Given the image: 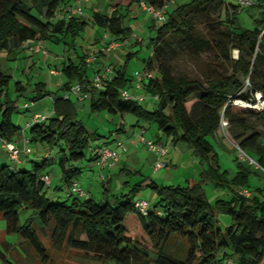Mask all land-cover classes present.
I'll return each mask as SVG.
<instances>
[{
	"label": "trees",
	"instance_id": "16d2710c",
	"mask_svg": "<svg viewBox=\"0 0 264 264\" xmlns=\"http://www.w3.org/2000/svg\"><path fill=\"white\" fill-rule=\"evenodd\" d=\"M117 1L104 0V4ZM171 1L129 0L126 6L118 2L110 13L92 12L90 23L107 32L112 41H125L133 33L124 26L132 4L161 9ZM259 1L264 5V0ZM66 3L0 0V54L35 41L75 50L84 38L87 21L79 16L58 17L57 9ZM169 5L165 21L156 25L149 40L150 57L142 61L143 71L151 74L142 91L157 97L151 110L119 97L121 90L130 88L126 63L138 51L128 53L122 66L112 69L113 77L99 91L88 88L84 56L61 63L64 81L56 91L42 82L11 80L0 73V142L19 149L24 145L59 148L56 190L62 191V198L54 202L46 198L50 185L41 178L48 175L52 162L48 157L32 161L29 170L0 165V219L5 222V234L19 238L16 243L0 242V264H69L72 254L97 264H232V258L236 264H264V187H252L249 181L251 176L259 179V174L253 165L245 167L234 160L236 172L229 178L218 167L214 150V145L220 146L217 131L223 121L232 144L227 151L238 150L264 169V131L259 129L264 109L255 108L254 98L259 94L264 102V8L248 29L238 20L239 12L248 8L236 0H186ZM135 44L141 46L142 41ZM232 52H236L234 57ZM180 55L193 60L207 57L201 78L172 74L173 62ZM73 84L87 94L91 114L132 115L154 125L165 139L188 147L201 167L197 180L184 186L149 183L155 199L144 213L133 202L139 185L112 203L67 194L68 187L81 177L84 152L99 137L78 119L73 100L64 99ZM46 98L51 100L48 117L31 119L25 129L12 122L21 100L33 105ZM95 156L87 163L95 162ZM205 184L215 192H228L229 198L211 203ZM240 190L251 191V196H240ZM219 215L229 219L224 229L218 226Z\"/></svg>",
	"mask_w": 264,
	"mask_h": 264
},
{
	"label": "crops",
	"instance_id": "0c3cea01",
	"mask_svg": "<svg viewBox=\"0 0 264 264\" xmlns=\"http://www.w3.org/2000/svg\"><path fill=\"white\" fill-rule=\"evenodd\" d=\"M118 2L124 6L129 3V0H120L110 4L109 6L108 4L106 5L104 4V0H95L94 4L91 3L90 0H87L86 2L82 3L81 5L82 14L79 17H82V19H85L87 21V25L84 32V38L80 42V45H78L75 50L65 47V49L68 50V52L70 51L68 53L69 55L67 56L68 59L67 61L76 62L78 60V57L80 56H84L85 57L84 60L86 61L87 53H91L95 57V61L93 63L85 62L88 68L87 75L89 80L93 77L95 72L101 67L104 66L110 67L109 65L112 64L115 65L116 60L113 59L115 55L117 56L118 60H125L126 54L124 55L122 53H118L120 51L118 49L110 52L104 51V49L107 46V43L111 42L112 40L110 39L107 32L93 26L90 23V15L92 12L103 11L106 13H110V11L112 10V6L116 5ZM74 3L75 0H67V3L64 6H72L74 5ZM134 5L137 6V4ZM103 7L105 9H103ZM137 7L141 10L139 6ZM143 15H145L148 18V16L145 13ZM143 24L144 22L139 24V26L143 27ZM152 25H153V30L151 28ZM155 28H156V24L153 23L151 19H149L147 33L152 34ZM128 47L130 48V44ZM44 49H45V53L39 52L37 54H32L31 52H29L27 46L22 44L16 50H13L11 53L7 55L0 54V73H2L6 77L11 78V80L24 81L21 80L23 78V76L21 75H18L19 78L15 79V75L18 72L17 63L21 60L20 65H22V67L24 68L30 67V69L33 70L34 73V77L32 79L33 82H42L43 84H45L47 89H49L50 91H55L63 84L64 80L63 81L58 80V79H63V76L61 74L60 75L51 74L50 72L55 70V68L58 69L55 71L60 72L59 71L60 68L59 67L57 68L56 65L58 64V62H60L59 56L62 55V53L61 54L54 53L53 51L47 49L46 47ZM135 52L137 51H133V53ZM114 53L116 54L112 55ZM138 54H140L139 50L137 55ZM6 62L9 63L14 62L15 69L9 67L6 64ZM122 64L120 63L121 66ZM112 66L110 67L111 69ZM19 72H23V70ZM39 76H42V79ZM131 76H130V80L132 79ZM129 84H130L129 85L130 88L128 89L129 93H131L132 95H144L142 90L136 91L135 89L132 88L131 81ZM45 100L51 101L50 98H46ZM45 100H42L38 103H34L32 107H30V109L33 108V110L35 111L33 113H39L37 111L40 107H43L41 111L44 110L45 106L43 102H45ZM74 106L76 111L83 110V112L91 114L89 109V102L87 99L86 100L75 99ZM141 106L145 109L151 110L154 106V103L149 98H147L145 102L141 104ZM49 115L43 114V117H48ZM31 119H32V114L28 117L25 116L22 120L21 128L25 129L28 126ZM119 120L116 122L117 125L113 130L109 131L107 134H104L102 136L98 135L99 136L98 140L101 139L102 141L100 142V144H96L92 148V155H96V151L99 147L103 145L116 147L117 142H120L122 143L124 148L119 150V158L116 159L115 161L110 162L107 166H105L102 169H99L95 165L94 161L87 163L86 165H83L81 167L82 173L85 172V175L81 176L78 182L88 198L95 200V196H96V197H100V199H98V202L108 201L109 203H112L114 201V198L127 194L132 188H135L136 185L137 186L139 185L138 186L139 191L136 194L135 198L133 199V202L137 200H145L147 202H152L154 201L155 197L153 193L150 191V189L147 187L149 183H154L157 186H177V185L184 186L187 185V183H189L192 180L194 181L197 180L198 175L201 171V167L198 165L197 161L193 158L192 151L188 147H186L181 143H175L170 139H165L164 137L161 136L160 132L153 125L154 129L151 130V132L146 133L149 134V137H147V139L157 143H161L167 149V153L164 156L161 157L156 156L153 153L147 151L146 147L141 145L136 137L138 130L141 129V127H144L146 131L147 129L151 128L152 124L143 123L135 119L134 122L128 123V125L125 126V124H123V122H120ZM89 132L95 133L97 135L96 130ZM18 142L19 141L17 140L16 142L17 145H20V143ZM218 147H224V146L220 145ZM30 149H31L30 155L25 156L24 154H20L19 161L16 163H11L8 160L6 150L3 148V143L0 142V165H10L13 170L16 169L28 170L26 169L27 164L30 167L32 161L38 163L40 161L39 160L40 158L48 157L49 159L52 160V162H50L51 166L48 168L47 173L48 175L52 176V166L54 164L53 162L54 158L53 157L51 158V156L48 154V149L40 145H36L33 148L30 147ZM157 161L163 162L165 164V167L156 171L154 170L153 166ZM217 165L221 171H224L222 170V167L219 164V162ZM225 171H227L229 178L233 177L236 172L235 169H231V168H227ZM95 174L96 175L98 174V177H92L95 176ZM45 175L48 176L47 174ZM100 176L103 177V180H101ZM52 179L53 181L56 180L57 184H55L51 188L50 192L53 196V199H57L58 194H56L57 192L56 189H58L59 186L58 173L55 176L53 175ZM209 186L212 187L211 185ZM213 191L212 189H210V194H211L210 198L213 200L215 199L226 200L230 196L228 192L225 193L222 192L220 194H217V192L215 191L213 192ZM145 195L147 196V198L144 197Z\"/></svg>",
	"mask_w": 264,
	"mask_h": 264
},
{
	"label": "rangeland",
	"instance_id": "374dc122",
	"mask_svg": "<svg viewBox=\"0 0 264 264\" xmlns=\"http://www.w3.org/2000/svg\"><path fill=\"white\" fill-rule=\"evenodd\" d=\"M91 3L94 4L95 0H90ZM186 0H174V2L172 4L169 5V7L175 6L177 4H180L182 2H185ZM227 1V0H225ZM231 1H235V0H231ZM126 4V3H125ZM126 6V5H124ZM262 8H264V5L261 4V2L259 0H256V5H252L250 8L246 9V10H241L238 14V20L241 24L242 27L244 28H252L253 24H252V18H256L259 14V12L262 10ZM144 13L136 6V5H131L128 9V17L125 21L124 26L125 27H130V29L132 30V35L129 37L128 39V43L130 44V48L128 47L125 50H120L118 53H122V54H128V53H133V51H140V54H138L135 58H131L129 61H127L126 63V73L127 76H131L132 72L135 71H142L143 69V63L142 61H146L151 54V49L148 48V43L150 38L153 36L154 32L152 34L147 33V28H148V21L149 19L143 15ZM222 15H224V12L222 13ZM144 22L143 27L139 26V24H141L142 22ZM142 41V46H137V42ZM136 46V47H135ZM45 47L47 49H50L51 51H53L54 53H58L61 54L59 56L60 62H58V64L56 65V67L60 68L61 67V63H65L68 59L67 56L69 55L68 50L65 49L64 46L62 45H54V44H45ZM63 49V50H62ZM62 50V52H61ZM116 53L112 54L115 55ZM111 55V56H112ZM231 55L234 57L235 56V52H232ZM116 57V59H115ZM114 60H116L115 65H109L110 67L112 66V69H117L119 68L124 62V60H118L117 56L115 55ZM205 62H207V57L205 55H202L200 60H193L189 57H187L186 55H180L179 57H177V59L173 62L172 65V74L174 76H184L188 79H195V78H201L202 77V72L204 71L205 68ZM19 63V65H18ZM17 63L18 66V72L15 75V79L19 78L18 75L23 76V78L21 80H26L27 78L30 79L31 82H33V77H34V73L33 70L30 69V67L28 68H24L22 67V65H20L21 60ZM6 64L15 69V64L13 63H9L6 62ZM55 68V67H54ZM23 70V72H19ZM55 70H58L55 68ZM153 75H155L153 73ZM42 79V76H39ZM59 81H63L64 79H58ZM241 81L244 83V80L241 79ZM13 82L10 83V89L12 86ZM57 90V89H56ZM55 90V91H56ZM11 93L12 91L9 90ZM247 91V88L245 86V92ZM258 95V94H257ZM257 95H254V98L257 97ZM71 100H73V102L75 101L74 97L70 98ZM256 99V98H255ZM45 100V99H44ZM24 103L23 100H21L18 104V110L19 112L17 114H14L13 118H12V122L19 126L21 128V124H22V120L23 118L26 116H30L32 114H39L41 116L44 115H49L51 112V101H46L43 102L45 108H44V113L43 111H41V109L43 107H40L38 109L37 112L39 113H33L35 112L32 109H29L28 111H25L21 108V105ZM261 100L259 101L258 105L256 103V107L259 108V111H261L262 109H260V104ZM77 116L78 119L82 122L83 126L88 129L89 131H97V135H104L107 134L109 131L113 130L116 125H117V121L119 120L120 122H123V124L128 125V123L134 122L135 118L132 115H125L122 118H120L119 116H114L111 114H108L106 112H102L99 114H89L86 112H83V110H78L77 111ZM23 117V118H22ZM154 129V126L151 125L150 129H147L145 131V136L144 138L147 139V137H149V134H146L147 132H151V130ZM225 128L220 127L219 130L217 131V138L219 139V143L220 145H223L224 147H218L214 145V150L218 155V162L222 167V170H226L227 168H231V169H235L236 170V164L234 162V160H237L238 163L244 165L245 167L252 165L250 163V160H248L246 158V155L243 154L240 151H236L233 154H230L229 150L232 146V144L228 141L227 137L225 136ZM259 129L264 131V123H262L259 126ZM148 140V139H147ZM102 140H97L95 142H92L90 144V147L88 150H86L84 152L85 155V160L82 162V165H86L87 164V160L90 158V156L92 155V148L93 146H95L96 144H100ZM144 146V145H143ZM29 147L33 148V145H29ZM59 148L56 149H50L48 150V154L51 156V158L53 157L54 160V164L52 166V176L49 175L50 177V187L46 190V198L49 199L50 202H54L55 199H53V196L50 192L51 188L57 184V181L52 179L53 175L55 176L58 173V165H57V154L59 153ZM253 161V160H252ZM29 165L27 164V168L29 170ZM256 169V173L259 174V179L257 177L251 176L249 178L250 183L252 184V187H264V171H261L258 168ZM192 170V169H191ZM183 171V170H182ZM88 174V173H86ZM91 174V173H89ZM85 175V172L81 174V176ZM92 177H98V174ZM81 178V177H80ZM79 178V179H80ZM95 180V178H94ZM59 183V182H58ZM203 189L205 191V193H207L208 195V199L210 198V189L213 188L210 187L208 184H205L203 186ZM249 191V190H248ZM214 192V191H213ZM251 192V191H249ZM222 192H217V194H220ZM225 193V192H224ZM56 194H58V197L62 198V191H57ZM147 195V194H146ZM144 196L145 198H147V196ZM98 199H100V197H96L95 196V201L98 202ZM213 199L210 198V202L213 203ZM25 215L20 216L19 218V222H23ZM216 220L218 222V226L220 229H224L225 227L228 226L229 223V219L227 218V216H217ZM37 221V219H36ZM4 228H5V222L3 220L0 219V242L1 241H6V242H10V243H16L19 241V238H17L16 236H11V235H6L4 232ZM37 233L41 236L42 239L45 238L44 234L41 232V230L35 226ZM233 263L232 264H236L235 259L232 258ZM67 262L69 264H97L89 259H86L84 257H82L80 254H72L70 256V258L67 260ZM106 264H113V263H106Z\"/></svg>",
	"mask_w": 264,
	"mask_h": 264
},
{
	"label": "built area",
	"instance_id": "2783aa9c",
	"mask_svg": "<svg viewBox=\"0 0 264 264\" xmlns=\"http://www.w3.org/2000/svg\"><path fill=\"white\" fill-rule=\"evenodd\" d=\"M87 0H75L74 5L72 6H61L57 9V16L61 17V18H71L73 16L77 17L80 16L82 14V9H81V5L82 3L86 2ZM237 4L241 7L244 8H249L252 5H254L255 3L253 2V0H236ZM172 3V1L170 2V4ZM169 4L164 5L161 9H153L151 7H149L148 5L144 4V3H140L138 6L141 8V10L146 13L151 19L152 21L156 24V25H161L164 21H165V15H166V10L168 8ZM23 45L27 46L29 52H31L32 54H37L39 52L45 53V44L43 42L40 41H35V42H31V44H27V43H23ZM129 46L128 40L125 41H111L109 43H107L106 48L104 49L105 52H110V51H115V50H121V49H127V47ZM236 55V52H235ZM95 61V57L91 54V53H87V58H86V63H93ZM51 74H55V75H60V72H57L55 70L50 72ZM113 77V71L110 67L108 66H104L101 67L100 69H98L95 74L93 75V77L89 80V89H93L96 91L102 90L103 88V83L105 81H109L111 80V78ZM132 79H131V83H132V88L135 89L136 91L138 90H142L143 88V84L146 80L151 78V74L150 73H146L144 71H135L132 74ZM257 95V94H256ZM74 97L75 99L78 100H86L88 98L87 94L82 93L81 91V86L79 84H73L69 87L68 92L64 95V99L66 98H71ZM119 97L122 101H134L137 103L142 104L143 102H145V100L147 98H149L152 102L157 100V97H151L149 95H132L131 93H129V91L127 89L121 90L119 92ZM256 101H257V105L260 101V95L258 94L257 97H255ZM260 109H264V102H261L259 104ZM30 107H32L31 103H23L21 105V108L28 110L30 109ZM255 108L257 110H259V108H257L255 106ZM32 119L36 120V119H43V116L38 115V114H34ZM220 127L225 128L226 127V123L221 121ZM145 136V128L141 127V129L138 130L137 133V140L141 145H144L147 149V151H149L150 153H153L156 156H164L167 153V149L166 147L161 144V143H157L151 140H147L146 138H144ZM3 148L6 150L7 152V156H8V160L11 163H16L19 161V156L20 154H24L25 156L30 155L31 151L30 149L24 145L21 149L15 147L13 144H8V143H3ZM123 145L120 142H117L116 147L113 146H109V145H103L101 147H99L96 151V161H95V165L99 168L102 169L105 166H107L110 162L115 161L116 159L119 158V150L123 149ZM246 158L248 160H250V163L255 167L260 169L261 171H264V169L259 168L254 161H252L251 159H249L247 156ZM154 170H160L162 168L165 167V164L161 161H157L154 164ZM101 180H103V177L100 176ZM43 183L48 187L50 185V179L48 176H43L42 178ZM239 195L245 198H248L251 196V192H249L248 190H240ZM67 194L69 195H76L78 197H84L86 194L85 192L82 190L79 182H74L72 183L68 189H67ZM148 202L145 200H138L135 202L134 206L135 208L138 209L139 212L144 213L146 207H147ZM227 264H230V262H228Z\"/></svg>",
	"mask_w": 264,
	"mask_h": 264
}]
</instances>
